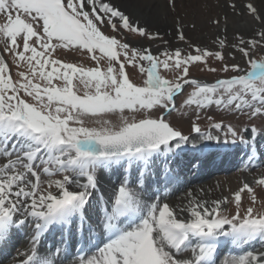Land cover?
<instances>
[{"label":"snow or ice","instance_id":"snow-or-ice-1","mask_svg":"<svg viewBox=\"0 0 264 264\" xmlns=\"http://www.w3.org/2000/svg\"><path fill=\"white\" fill-rule=\"evenodd\" d=\"M137 6L0 0L7 264H264V173L209 200L179 170L213 146L264 162V0L204 24Z\"/></svg>","mask_w":264,"mask_h":264},{"label":"bare ground","instance_id":"bare-ground-1","mask_svg":"<svg viewBox=\"0 0 264 264\" xmlns=\"http://www.w3.org/2000/svg\"><path fill=\"white\" fill-rule=\"evenodd\" d=\"M130 9L133 10L134 12L138 13V14H142L139 11L140 7L130 8ZM143 14L146 15V13H143ZM201 157H202L203 163L198 165L197 168H195L197 170V172L195 174H193L192 176L189 175L191 172H190V166L187 165V162H183L179 170L182 171L181 179L186 182V187L192 189L194 192H197L198 190L203 189L204 190V198L209 199V200L219 198V196H216V197H212V196H215L216 194H218V192H221V191H219V188H220V190L225 189V188H222L223 185L225 186V184H226V187L228 188L227 190H229V189L236 187V185L240 184L245 178H247L249 181H251V180H253L254 176L259 177V175L261 173H264V162H261V161H256V163L260 164V167L257 169H253L251 173L240 171L239 169L242 166V162L244 160V154L239 153V155H238V158H239L238 162L239 163L235 167V169L230 167L228 170H226L224 172V174H222V175L219 174L220 175L219 177H222V178L228 176V180L220 183L219 187L216 188V190L218 192L213 194L212 193L213 188L210 187V185H208V186L202 185L201 186V184L203 182H206L209 184V182L214 181L216 179V178L211 177L209 170L213 169L215 166L218 165V163L220 161L227 158L226 151L222 150L221 148H217V147L213 146V147L207 148ZM231 163H233V162H230V164ZM214 175H216V174H214ZM229 176H234V177H229ZM183 191H184V189H181L178 196ZM177 197L170 200V202L171 203L179 202L177 200ZM22 243H23V240L21 241V244H17V247H20L22 245ZM0 262H2V264H7V261L4 260V256H0Z\"/></svg>","mask_w":264,"mask_h":264},{"label":"rangeland","instance_id":"rangeland-1","mask_svg":"<svg viewBox=\"0 0 264 264\" xmlns=\"http://www.w3.org/2000/svg\"><path fill=\"white\" fill-rule=\"evenodd\" d=\"M118 2L122 3L125 7L127 8H138V4H140L142 2V0H118ZM178 2V11L180 13V15H185V13H187V17L188 19H192V18H196L197 22L200 24H204L207 20V18L209 17V15H215L216 13H222L223 11H225L226 9H224L223 7H217V5H223L224 0H198L199 6H197V0H177ZM157 3H159L161 6L164 3V0H157ZM140 13H146L147 14V10H142L141 8L139 9ZM138 14V13H137ZM139 15V14H138ZM170 17L165 20L163 18V13L161 14V21L159 23V27L161 29L165 28V24L166 23H170ZM170 30V29H169ZM213 31L210 28H204V30L202 31V33L197 34L198 35V39L200 40L201 43H206V44H211V37L213 35ZM163 34V32H162ZM68 59H73V57H68ZM76 59H81V58H76ZM210 79V77H209ZM203 126V125H202ZM187 128V122L185 121V130ZM192 173H195V170L192 171ZM213 173V171H212ZM211 173V177L216 178L214 181H211L208 183L203 182L201 184L202 185H210V187L213 188L212 193H216L218 192L216 190L217 187H219L220 183L225 182L226 180H228V176L227 177H216L218 176V174L216 175H212ZM236 175V174H235ZM229 177H234V176H229ZM224 180V181H223ZM221 181V182H220ZM206 183V184H205ZM223 185V184H222ZM238 185H236V187L232 188L233 190L237 188ZM222 189L218 192V194H216L215 196L212 197H216V196H223V195H228V188L223 185ZM227 190V191H226ZM224 191V192H223ZM223 192V193H222ZM179 193H177L176 195H173L171 197V200L175 197L178 196Z\"/></svg>","mask_w":264,"mask_h":264}]
</instances>
